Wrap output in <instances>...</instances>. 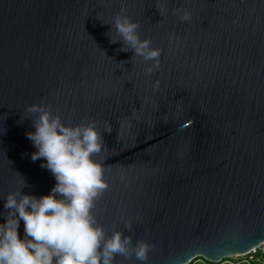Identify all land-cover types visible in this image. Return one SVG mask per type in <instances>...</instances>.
I'll return each instance as SVG.
<instances>
[{"label": "water", "instance_id": "water-1", "mask_svg": "<svg viewBox=\"0 0 264 264\" xmlns=\"http://www.w3.org/2000/svg\"><path fill=\"white\" fill-rule=\"evenodd\" d=\"M122 6L161 50L151 74L109 42ZM31 104L103 134L109 187L93 212L153 245L117 264L219 262L264 243V0H0V223L23 180L37 197L56 183L31 160Z\"/></svg>", "mask_w": 264, "mask_h": 264}, {"label": "clouds", "instance_id": "clouds-1", "mask_svg": "<svg viewBox=\"0 0 264 264\" xmlns=\"http://www.w3.org/2000/svg\"><path fill=\"white\" fill-rule=\"evenodd\" d=\"M125 12L122 6L116 14L112 26L117 38L110 37L109 42H120L119 51H131V61L139 57L151 62L145 69L151 74L160 67L161 50L152 47L150 39H141L139 22ZM189 18L185 11L182 20ZM154 87H159L158 80ZM27 111L36 114L34 131L26 134L36 149L31 160L42 159L41 167L51 172L56 183L49 193L37 197L22 192L27 186L23 180L21 187L7 194V212L0 223V264H117V257L133 255L147 261L153 245L146 240L133 243L131 235L120 229L108 234L93 212L109 187L104 166L95 158L106 144L94 122L66 124L43 104H31ZM104 130L112 131L110 126ZM21 220L23 237L18 231ZM122 222L130 232L131 222L123 218Z\"/></svg>", "mask_w": 264, "mask_h": 264}, {"label": "built area", "instance_id": "built-area-1", "mask_svg": "<svg viewBox=\"0 0 264 264\" xmlns=\"http://www.w3.org/2000/svg\"><path fill=\"white\" fill-rule=\"evenodd\" d=\"M263 252H264V243H262L261 245L257 246L256 248L250 250L249 252L245 254L235 255V256L226 257V258H229L231 260L228 264H234L238 262H242L245 264H264V258H261L260 256L257 255ZM197 260L198 262L204 263L202 260V257L198 258Z\"/></svg>", "mask_w": 264, "mask_h": 264}, {"label": "trees", "instance_id": "trees-1", "mask_svg": "<svg viewBox=\"0 0 264 264\" xmlns=\"http://www.w3.org/2000/svg\"><path fill=\"white\" fill-rule=\"evenodd\" d=\"M258 256H260L261 258H264V252L263 253H259L257 254ZM198 258H201V257H197L195 259H193L191 262H189L188 264H224L223 262L225 260H230L229 258H223L222 260H220L219 262H211V261H208L204 258H202L203 262L204 263H201V262H198L196 261ZM234 264H245V263H242V262H238V263H234Z\"/></svg>", "mask_w": 264, "mask_h": 264}, {"label": "rangeland", "instance_id": "rangeland-1", "mask_svg": "<svg viewBox=\"0 0 264 264\" xmlns=\"http://www.w3.org/2000/svg\"><path fill=\"white\" fill-rule=\"evenodd\" d=\"M233 259H234V258H233ZM196 261H198V260H196ZM230 261H231V260H227V261H224L223 263H224V264H228Z\"/></svg>", "mask_w": 264, "mask_h": 264}, {"label": "snow or ice", "instance_id": "snow-or-ice-1", "mask_svg": "<svg viewBox=\"0 0 264 264\" xmlns=\"http://www.w3.org/2000/svg\"><path fill=\"white\" fill-rule=\"evenodd\" d=\"M249 247H251V244L249 245Z\"/></svg>", "mask_w": 264, "mask_h": 264}]
</instances>
